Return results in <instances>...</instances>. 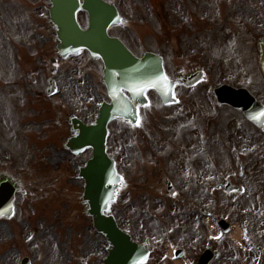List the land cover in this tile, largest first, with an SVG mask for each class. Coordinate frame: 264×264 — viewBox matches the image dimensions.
I'll use <instances>...</instances> for the list:
<instances>
[{"label":"rangeland","instance_id":"1","mask_svg":"<svg viewBox=\"0 0 264 264\" xmlns=\"http://www.w3.org/2000/svg\"><path fill=\"white\" fill-rule=\"evenodd\" d=\"M5 2L0 7V163L26 182H36L39 192L34 199L18 194L13 217L8 221L0 220V264H20L26 256L31 258L32 264H103L108 244L92 226V219L82 203L84 181L76 176L78 167L86 162L90 152L78 156L63 152L57 145L59 135L70 136L69 129H29L35 117L32 108L37 109L26 101L28 107L24 109L21 104L20 109L12 111L4 101V93L12 89L3 84H13L19 79L22 101L27 96L24 78L34 77L32 74L39 72L44 81L41 68L51 56L58 57L54 51L55 30L42 16L43 8L36 10V0H11L12 9L8 6L10 3ZM5 6L10 16H4L6 11L1 8ZM240 14L243 18L254 15L255 35L258 32L264 35V0H244L237 12ZM79 20L83 26L87 25L86 14L81 13ZM43 47L50 51L45 49L42 53ZM59 68L55 79L63 97L61 94L55 97L64 101L69 111H73L74 101L83 98L81 106L86 109L85 119L94 117L100 95L97 86L105 93L104 87L98 85L102 64L87 53H81L60 63ZM246 87L264 100V77L259 69L255 71V84ZM3 88H6L4 92ZM213 88L212 85L177 88L179 100L169 106L163 105L154 92H149L150 103L141 110L143 120L139 129L116 121L110 126L108 151L125 180L112 212L119 225L139 242L158 239L160 245H166L170 236L166 230L175 225L169 205H159L160 199L153 193L160 186L162 176L172 175L175 170L173 165H167V156L159 148L161 129L168 141H173L174 131L191 130L196 143L202 141L199 134L202 129H221L227 133L228 157L240 149L242 143H238L243 132L250 129L258 132L259 128L248 123L242 114L229 107L219 108ZM263 139L261 132L258 140L262 142ZM174 156V152L169 153V158ZM260 164L264 167V159ZM262 175L260 171L258 177L262 179ZM261 203L262 211L255 209L251 213L237 214L233 222L239 224V218L252 217L255 231L260 230L264 240V197ZM29 231L32 237L25 240L24 235ZM239 254L251 257L255 256V250L241 247Z\"/></svg>","mask_w":264,"mask_h":264},{"label":"flooded vegetation","instance_id":"2","mask_svg":"<svg viewBox=\"0 0 264 264\" xmlns=\"http://www.w3.org/2000/svg\"><path fill=\"white\" fill-rule=\"evenodd\" d=\"M4 1L0 0V7H3ZM106 1L117 8L121 18L118 24L110 27L109 34L121 39L137 57L147 53L160 56L167 76L181 83L177 87H183L184 78L190 75L201 77L196 86L255 84V71L259 66L255 42L261 36L255 35L254 15L246 18L237 15L244 0ZM36 2L38 8L35 9L41 10L42 7L44 16V12L48 11L49 20L50 1L42 0V6L39 5L41 0ZM12 4L8 5L11 9ZM1 10L6 11L4 16L11 15L7 13V6ZM52 60L51 56L46 66L41 68L44 81L39 72L32 74L34 77L24 78L27 96L22 101L17 82L3 84L12 89V92L7 90L3 95L6 105L12 111L20 109L21 104L25 109L27 101L37 109L35 111L31 107L35 117L29 129H73L70 124L72 116L91 124L95 118L91 121L85 119L86 109L81 106L83 98L74 101L71 106L74 111L71 112L64 101L56 99V94L51 96L47 93L48 79L60 71L61 61L56 58L55 64L51 65ZM99 85L104 87L107 96L102 79ZM5 90L3 88L2 91ZM55 90L56 93L60 91L58 81ZM103 99L101 97V102ZM142 120L140 111L139 126L138 123L123 122L131 129H139ZM179 130L174 131L173 141H168L164 129L158 132L159 148L167 156L165 162L168 166L173 165L175 170L172 175L162 176L160 186L153 193L160 199L159 205H169L175 225L167 229L170 236L166 245H160L158 239L151 241V255L145 264H264V240L260 230L255 231L252 217L239 218V227L243 231L240 243L229 237L230 231L225 233L220 224V220L225 219L231 229L237 214L263 210L264 167L260 162L264 159V139L262 142L258 139L264 130L243 132L238 143H242L240 149L230 157L226 154L227 133L221 129H202L199 132L202 141L199 143L193 140L191 130ZM67 139L66 135H59L58 142L65 153H68ZM85 152L92 155L91 149ZM172 152L177 157L169 158ZM3 166L0 163V182L11 181L19 192L26 191L25 196L33 197L39 192L36 182L26 185L12 169ZM260 171L263 172L262 179L259 178ZM238 186L242 189L237 190ZM209 245L213 246L210 255L205 254ZM241 247L255 250V256L240 255Z\"/></svg>","mask_w":264,"mask_h":264},{"label":"water","instance_id":"3","mask_svg":"<svg viewBox=\"0 0 264 264\" xmlns=\"http://www.w3.org/2000/svg\"><path fill=\"white\" fill-rule=\"evenodd\" d=\"M50 19L56 28L58 50L64 57L78 54L86 49L95 58L104 62V81L108 87L111 103L101 109L100 117L90 126L74 122L72 129L76 137L69 140L68 147L78 153L88 147L93 148V157L87 166L81 168L80 177L86 182L84 203L89 204L96 229L105 234L113 245L106 264H140L148 257V251L121 230L111 215H106L109 204L116 198V190L122 181L117 174L115 163L107 154L108 123L114 118H124L133 123L138 120L137 104H147L146 92L155 90L164 103L174 102L175 83L170 80V90L157 80L166 76L162 60L152 54L142 59L135 57L117 38L108 34L111 25L119 22L114 7L103 0H50ZM89 14V26L83 29L78 22L80 11ZM260 63L264 71V42H260ZM189 86L196 79L190 77ZM122 90H127V98ZM220 103L228 104L243 111L256 125L264 128V105L245 88L223 85L214 91ZM255 117V119H253ZM16 188L10 182L0 186V217L13 214ZM30 234L26 235V239ZM22 264H31L24 258Z\"/></svg>","mask_w":264,"mask_h":264},{"label":"snow or ice","instance_id":"4","mask_svg":"<svg viewBox=\"0 0 264 264\" xmlns=\"http://www.w3.org/2000/svg\"><path fill=\"white\" fill-rule=\"evenodd\" d=\"M156 83H157L158 85H159V84H163L165 87H167V88L170 90L171 83L169 82L167 76H163L162 78H160L159 80H157ZM253 119H255V117H253ZM137 126H139V121H138Z\"/></svg>","mask_w":264,"mask_h":264},{"label":"bare ground","instance_id":"5","mask_svg":"<svg viewBox=\"0 0 264 264\" xmlns=\"http://www.w3.org/2000/svg\"><path fill=\"white\" fill-rule=\"evenodd\" d=\"M241 230L240 228H235L232 233H231V236L236 239V240H240L241 238ZM177 264H181V262H177Z\"/></svg>","mask_w":264,"mask_h":264}]
</instances>
